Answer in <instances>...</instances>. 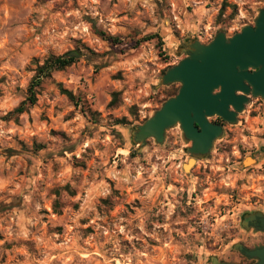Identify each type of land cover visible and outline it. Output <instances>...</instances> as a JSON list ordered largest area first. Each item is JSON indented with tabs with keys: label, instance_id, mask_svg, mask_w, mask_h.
<instances>
[{
	"label": "rangeland",
	"instance_id": "1",
	"mask_svg": "<svg viewBox=\"0 0 264 264\" xmlns=\"http://www.w3.org/2000/svg\"><path fill=\"white\" fill-rule=\"evenodd\" d=\"M260 9L264 0H0V264L248 262L236 247L264 239L243 224L264 215V99L189 171L179 126L161 145L133 132L178 90L158 85L186 41L232 37ZM80 43L91 52L9 117L33 61Z\"/></svg>",
	"mask_w": 264,
	"mask_h": 264
},
{
	"label": "water",
	"instance_id": "2",
	"mask_svg": "<svg viewBox=\"0 0 264 264\" xmlns=\"http://www.w3.org/2000/svg\"><path fill=\"white\" fill-rule=\"evenodd\" d=\"M185 44L181 51L187 57L164 73L158 85L178 83L181 85L178 94L168 98L133 132L139 144L152 138L161 145L168 129L179 126L185 142L191 143L188 152L193 157L184 169L190 162L195 164L206 158L215 141L225 136L224 127L212 123L211 118L219 117L235 124L237 115L250 102L248 95L264 99V9L259 10L255 26L243 27L232 38L220 32L209 44L197 39ZM248 161L256 162L254 157H248L242 163L243 168ZM257 218L260 226H253L254 232L264 234V215L259 212L249 215L250 221ZM248 223V219L243 222ZM236 248L242 250L243 245ZM244 254L256 260L253 264H264V246L247 249ZM211 262L226 264L216 257H212Z\"/></svg>",
	"mask_w": 264,
	"mask_h": 264
},
{
	"label": "trees",
	"instance_id": "3",
	"mask_svg": "<svg viewBox=\"0 0 264 264\" xmlns=\"http://www.w3.org/2000/svg\"><path fill=\"white\" fill-rule=\"evenodd\" d=\"M111 41H114V43L118 44L119 40L114 37L108 38ZM91 50L90 48L85 44H79L76 48L70 49L67 52L61 54V55H49L43 63H40L38 60H34L33 63L35 64L34 75L28 85L27 88V97L26 99L13 111L9 113V117L13 116H19L27 110H29L31 107L35 106L38 102V95L40 94V91L43 88V85L48 80H53L54 73L64 71L76 63H78L83 57L88 55ZM170 68H167L164 70V73H166ZM163 73V74H164ZM58 87L60 89L61 94L68 97L71 101L75 103L77 107H79L81 104L79 103L81 101L80 98H78L71 90L65 89L62 84H58ZM177 90L173 91L171 94L168 95V98L173 97L177 95ZM118 93H113V100L111 101L110 105H114L117 98ZM167 98V99H168ZM85 113H90L91 115H94L90 109L83 110ZM118 124H127L126 119L119 120L117 122ZM66 190L70 191V186L65 187ZM59 203H55V211L58 207Z\"/></svg>",
	"mask_w": 264,
	"mask_h": 264
},
{
	"label": "flooded vegetation",
	"instance_id": "4",
	"mask_svg": "<svg viewBox=\"0 0 264 264\" xmlns=\"http://www.w3.org/2000/svg\"><path fill=\"white\" fill-rule=\"evenodd\" d=\"M252 26H255V22H254V25H252ZM240 33V32H239ZM226 34V33H225ZM227 36V35H226ZM233 37V36H232ZM232 37H227V38H232ZM215 38V37H214ZM213 41V40H212ZM211 41V42H212ZM210 42V43H211ZM186 57H187V55H186ZM251 71H253V70H251ZM180 87H181V85L179 86V88H178V92H179V90H180ZM178 92H177V94H178ZM238 94H240V92H238ZM248 97H249V100L251 101V99L252 98H257V97H253L252 95H248ZM258 98H261V97H258ZM263 99V98H262ZM246 107V106H245ZM238 117H239V114L237 115V119H238ZM210 121L212 122V123H214V124H218V125H222L223 127H225V125L226 124H229V123H227V122H225L222 118H219V117H213V118H211L210 119ZM238 121V120H237ZM216 142V141H215ZM248 219V221H249V223L247 224V227L250 229V230H254L253 229V226H256V227H259L260 226V222H259V219L257 218V219H255L254 221H250L249 220V217L247 218ZM243 245V249L242 250H240V252H241V254L244 256V257H246L247 259H248V262H241V263H239V264H253V263H255L256 262V260H254V259H251V258H248L247 256H245V254H244V252H245V250H247L248 248H247V246H245L244 244H242ZM264 246V239L261 241V242H259L258 244H255L254 245V247L252 248V249H255V248H257V247H263ZM249 250H251V249H249Z\"/></svg>",
	"mask_w": 264,
	"mask_h": 264
},
{
	"label": "bare ground",
	"instance_id": "5",
	"mask_svg": "<svg viewBox=\"0 0 264 264\" xmlns=\"http://www.w3.org/2000/svg\"><path fill=\"white\" fill-rule=\"evenodd\" d=\"M249 163H251L250 161H248ZM194 165V162H190L186 167V171H189L191 169V167Z\"/></svg>",
	"mask_w": 264,
	"mask_h": 264
}]
</instances>
